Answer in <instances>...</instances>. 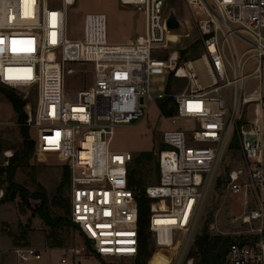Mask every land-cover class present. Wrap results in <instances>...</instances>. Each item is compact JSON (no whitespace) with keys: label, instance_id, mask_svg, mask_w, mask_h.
I'll return each instance as SVG.
<instances>
[{"label":"built area","instance_id":"1","mask_svg":"<svg viewBox=\"0 0 264 264\" xmlns=\"http://www.w3.org/2000/svg\"><path fill=\"white\" fill-rule=\"evenodd\" d=\"M184 1L204 48L187 60L179 49L164 57L170 34H176L167 27L165 0H119L145 17L144 40L120 44L109 42L105 14H86L83 40H70L66 8L76 0H63L61 8L47 0H0V84L35 92L26 122L34 131V152L56 156L68 168L70 221L91 253L105 260L134 259L139 251L137 191L130 184L135 157L111 149L115 130L172 97H152L153 76L186 81L173 95L175 114L169 120L192 127L163 131L159 183L146 188L152 242L158 248L179 245L176 264L185 263L220 166L235 143L243 166L230 172L228 185L243 200L244 213L236 220L254 227L229 244L223 264H264V0ZM235 38L256 51L250 75L242 73L237 52L230 47V59L224 50L223 43ZM68 63L94 66V85L74 99L66 91V75L74 73L66 70ZM251 77L258 85H247ZM167 217L174 222L165 223ZM61 251L66 263L68 252ZM13 252L17 264L42 260L33 247Z\"/></svg>","mask_w":264,"mask_h":264},{"label":"rangeland","instance_id":"2","mask_svg":"<svg viewBox=\"0 0 264 264\" xmlns=\"http://www.w3.org/2000/svg\"><path fill=\"white\" fill-rule=\"evenodd\" d=\"M51 7H63V0H47ZM164 11L170 14L174 11L180 22V27L175 33L181 35L178 39L169 40L168 52L180 50L183 60L195 59L204 52L200 42L197 25L191 16L189 8L184 0H165ZM67 12V37L70 40H83L84 17L86 14H105L107 16L108 40L112 44L128 43L131 40L143 41L145 38V17L132 7L122 6L119 0H76L75 4L66 8ZM189 35V37H184ZM247 37L255 41L252 35ZM264 38V30L262 31ZM177 42H179L177 44ZM223 43V42H222ZM228 57L231 59L230 47L237 52L242 61V73L250 75L254 69L256 51L252 46L235 38L230 45L223 43ZM73 69L74 73L66 75V91L74 99L76 95L94 85L93 64L68 63L66 70ZM247 85H258L252 77L246 81ZM0 87L12 91L16 96L26 101L25 113L34 109L36 94L34 91L24 89H12L0 84ZM186 81L175 79L173 75L153 76L151 78V95L153 98H161L172 95L169 100L168 110L174 109L173 95L183 91ZM154 102L149 106L147 114L139 121L131 124H121L116 130L112 140L113 151H129L135 159L132 164L130 175L141 188L157 185L159 183L158 153L162 148V133L165 130L178 128H191L192 124L183 120L172 123L163 114L161 102ZM175 114V112H174ZM173 114V116H174ZM29 129V136L34 140V131L27 124H20L18 115L14 112L10 102L0 93V169L9 165L10 158L23 147L24 138L22 128ZM148 155H151L149 157ZM243 166L239 145L230 147L218 172L217 182L211 190L198 229L195 233L192 245L187 251L185 263L189 258L194 259L193 264H201V256L196 242L203 236L230 237L232 241L240 236L248 235L254 225H244L236 218L244 213L242 197L232 194L228 185V176L233 170ZM66 166L56 156L39 157L33 153L14 176V183L29 193L40 192L44 189L50 199L58 192L63 181ZM5 175H0V190H4V198L0 201V264H13L14 248L33 247L41 251L42 260L36 264H63L62 251L50 249L46 241L49 228L38 217L35 207L38 201L31 200L28 208L21 207V200L17 197L14 201H7ZM62 198L68 203L66 210L51 208L55 217H65L70 221V186L67 184L62 191ZM25 230L28 238L21 234ZM23 230V231H24ZM17 239V240H16ZM58 240L63 243L61 249L67 254L66 264H135V258H109L101 259L91 253L88 244L79 229L74 225L63 227L58 233ZM17 242L16 244H14ZM183 245V244H181ZM154 249L153 258L148 264H176L179 252L173 249L158 248L151 242ZM72 250H80L79 256H74ZM192 254V255H191ZM190 256V257H189ZM17 260V259H16Z\"/></svg>","mask_w":264,"mask_h":264},{"label":"trees","instance_id":"3","mask_svg":"<svg viewBox=\"0 0 264 264\" xmlns=\"http://www.w3.org/2000/svg\"><path fill=\"white\" fill-rule=\"evenodd\" d=\"M182 55H185V53ZM0 93L3 94L10 102L14 112L18 115L19 123L22 125L26 124L28 117L24 111L26 101L16 96L12 91H8L1 87ZM168 104L169 100L164 99L161 102V109L166 117H171L175 110H168ZM22 136L24 138L22 149L17 151L10 158L9 165L6 168L0 169V175H5V182H7L8 185L6 187L5 199L7 201H14L17 197H19L21 200V207L23 208H28L30 206L31 200L38 201L39 204L34 210L38 217L49 228L46 241L50 244V248H62L63 243L58 240V233L63 227L71 225L72 222L67 220L65 217L53 216L51 208L66 210V213H68V203L62 198V191L67 184L70 186V172L66 167V170L63 174V181L58 188L57 194L52 199L49 198L44 189H40V192L31 194L22 187L15 184L14 176L16 175L19 168H21L25 163H28L35 149V142L34 140L30 139L29 129L25 128L24 126L22 128ZM235 145V143L232 144V147H235ZM148 156L151 157V155ZM130 184L137 191V202L139 207V251L138 256L135 258V264H148V261L153 258L154 254V249L151 248L152 234L150 232V207L152 201L148 198L146 189L141 188L139 184L134 181L131 175ZM23 230L21 234L26 239L28 238V235H26L25 230ZM231 242L232 239L230 237H210L207 235L200 237L196 242V246L200 256L202 257L201 264H223L227 254L228 246ZM16 243L17 242L14 244ZM157 264H161V262L158 261Z\"/></svg>","mask_w":264,"mask_h":264},{"label":"water","instance_id":"4","mask_svg":"<svg viewBox=\"0 0 264 264\" xmlns=\"http://www.w3.org/2000/svg\"><path fill=\"white\" fill-rule=\"evenodd\" d=\"M167 27L171 30H178L180 22L174 11H171L167 18Z\"/></svg>","mask_w":264,"mask_h":264},{"label":"bare ground","instance_id":"5","mask_svg":"<svg viewBox=\"0 0 264 264\" xmlns=\"http://www.w3.org/2000/svg\"><path fill=\"white\" fill-rule=\"evenodd\" d=\"M179 36L177 34H170V39H178L179 41ZM165 223L167 224H172V222H174V218L172 217H167V218H164L162 219ZM179 246H175L174 249H177L178 250Z\"/></svg>","mask_w":264,"mask_h":264},{"label":"crops","instance_id":"6","mask_svg":"<svg viewBox=\"0 0 264 264\" xmlns=\"http://www.w3.org/2000/svg\"><path fill=\"white\" fill-rule=\"evenodd\" d=\"M179 246V245H178ZM51 250H54V249H58V248H50ZM59 250H61V248H59ZM174 250H177V249H174ZM13 264H17V260L16 258L14 257V261H12ZM67 263V262H66ZM66 263H63V264H66Z\"/></svg>","mask_w":264,"mask_h":264},{"label":"snow or ice","instance_id":"7","mask_svg":"<svg viewBox=\"0 0 264 264\" xmlns=\"http://www.w3.org/2000/svg\"><path fill=\"white\" fill-rule=\"evenodd\" d=\"M55 15V14H54Z\"/></svg>","mask_w":264,"mask_h":264}]
</instances>
